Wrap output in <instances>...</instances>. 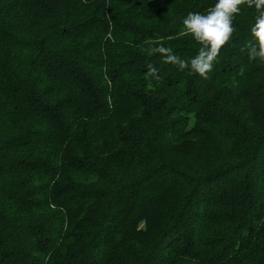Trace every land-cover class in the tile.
<instances>
[{"label":"trees","instance_id":"16d2710c","mask_svg":"<svg viewBox=\"0 0 264 264\" xmlns=\"http://www.w3.org/2000/svg\"><path fill=\"white\" fill-rule=\"evenodd\" d=\"M216 3L0 0V264H264L258 12L207 79L148 51Z\"/></svg>","mask_w":264,"mask_h":264},{"label":"clouds","instance_id":"9594fccd","mask_svg":"<svg viewBox=\"0 0 264 264\" xmlns=\"http://www.w3.org/2000/svg\"><path fill=\"white\" fill-rule=\"evenodd\" d=\"M255 7L258 15L251 27V35L255 41L245 42L244 49L250 60L259 58L264 62V0H217V3L207 13L189 12L183 20L185 34H190L200 47L198 53L191 60H183L173 53L172 48L162 43L148 49L150 54H160L165 63L176 65L181 70L190 69L191 73L207 79L213 69V63L220 54V50L229 43L233 36V19L240 13L241 6ZM159 70L148 64V75L160 79ZM242 74V73H241Z\"/></svg>","mask_w":264,"mask_h":264}]
</instances>
